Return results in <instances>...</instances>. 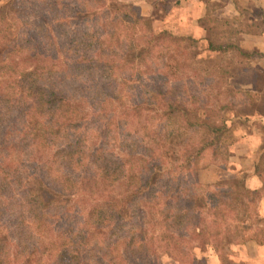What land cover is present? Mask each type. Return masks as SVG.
Listing matches in <instances>:
<instances>
[{
  "label": "trees",
  "instance_id": "trees-1",
  "mask_svg": "<svg viewBox=\"0 0 264 264\" xmlns=\"http://www.w3.org/2000/svg\"><path fill=\"white\" fill-rule=\"evenodd\" d=\"M91 2L0 0V26L8 27L0 32V88L8 90L0 89V264H39L47 256L49 264H91L90 248L97 264H112L100 240L115 247L119 261L113 264H162V229L185 244L184 255L169 252L179 264H211V256L219 264H241L239 248L264 244L261 164L253 169L261 190L246 179L204 190L197 173L206 152L211 162L202 167L225 168L229 161L234 137L226 113L236 104L226 59L231 52L251 59L255 51L222 29L218 42L209 39L218 59H203L198 40L156 32L135 5ZM121 26L128 37L120 41ZM114 39L116 53L107 43ZM125 68L133 72L114 76ZM117 102L131 107L122 115L133 128L137 121L146 129L154 117L166 124L159 135L148 134L150 145L131 144L127 158L105 150L106 134L96 124L108 129L117 120L116 110L103 123L96 116ZM176 125L186 130L179 133ZM111 159L139 165L119 179L109 176ZM84 214L94 221L89 227ZM143 232L151 237L146 242ZM130 233L139 235L137 246ZM46 240L55 252L47 251ZM124 241H131L125 250ZM173 248L181 252L176 243Z\"/></svg>",
  "mask_w": 264,
  "mask_h": 264
},
{
  "label": "rangeland",
  "instance_id": "rangeland-1",
  "mask_svg": "<svg viewBox=\"0 0 264 264\" xmlns=\"http://www.w3.org/2000/svg\"><path fill=\"white\" fill-rule=\"evenodd\" d=\"M42 1V0H41ZM89 6L92 7L93 3L91 0H89ZM120 2H123L124 4H131L135 5L137 8V11H139L140 15L143 16V18L151 19L152 21V27L155 29L156 32L160 31H169L172 33L173 36H183V37H190L194 38L192 36H184V35H178L176 34L172 29H166L162 11H159V8L157 9V12L154 16H144L143 11L141 7L139 6V2H129L128 0H119ZM155 7H158L159 0H150ZM236 2V6L238 8V15L235 17H232L230 19H223V18H214L212 12L210 14V11H215V9L219 6L217 3H210L208 4L209 8V16H207L205 19L201 21V24L205 27L206 35L203 40H198L196 44V50L198 54L201 55V58L203 59H213L217 60L218 55L216 53H212L209 51V39H213L214 41L218 42V38L220 36L219 32L224 30H230L232 31L231 39L232 41L236 42L238 45L241 46L242 49H244L247 52H254L256 53L253 58L248 59L249 57H243L239 56L236 52H231L228 54V57L226 59L227 64H230V72H231V79H230V87L229 92L232 93L234 97V102L236 104L235 109L232 112H228L227 117L229 118L230 126L232 129V134L234 137V140L232 144L229 147V161L226 162V167L223 168V166H217V165H208L205 167H202L204 164H208L211 162V157L208 152H206L203 156L204 158L201 159V166L200 169H198V180L202 184L201 187H203L204 190H210L211 188L222 189L223 187H226L228 185H231L233 183H236L238 185H243V180L246 179L249 181L247 185L252 188L253 190H261L263 187L262 181L260 178L256 176L253 169L257 164H261L260 167L264 172V57H259L257 53L259 52V49L257 48V44L253 45L251 41H249V35H261L260 33L264 31V0H234ZM8 0H4V4H7ZM217 11V10H216ZM11 16V14H10ZM263 17V21L261 23H255L254 20L258 17ZM143 23V21H142ZM115 25V24H114ZM6 28L7 25H5ZM2 27L0 26V32L3 34ZM123 26L120 27V36L119 39H125L127 36L126 30L122 29ZM9 33V30H8ZM16 34L18 38H20V33L16 31ZM3 37V35H2ZM8 39V34L5 36ZM87 36L84 35L83 39H80V41L87 42L88 39ZM128 37V36H127ZM110 40V39H109ZM6 41L1 38V43H5ZM107 43L112 44L111 51L115 52L116 48H118V45L115 43V39L112 41H108ZM104 46L106 44L104 43ZM264 47V45H263ZM262 47V48H263ZM90 52V51H89ZM102 50L100 51V53ZM116 52H119L117 50ZM115 52V53H116ZM248 60H250L248 63ZM259 68V70H256V72L249 76L247 74V69L249 67ZM25 68L24 64H21L18 72H22V70ZM120 72H129L130 74L133 72L131 70H127L126 68L123 71H117L114 70V76L115 74H119ZM170 80H172V77H168ZM249 80L254 81L256 83V87L259 89L258 92H251L249 89H251V84H249ZM175 81H171L173 83ZM177 84H180L181 87L186 88L189 83H186L185 85L181 82H176ZM134 86H137V83L134 84ZM132 86L130 89H137V87ZM204 86V85H203ZM251 86V87H250ZM125 87V86H122ZM127 88V87H125ZM1 90H5V92H8L7 88H0ZM93 90V88H90ZM146 89L145 87L140 88ZM128 96H130V93H127ZM180 96H186L184 92H181ZM95 105V104H94ZM118 107L115 106V103H112L111 105L102 106L103 112L102 114H96V116L101 119L100 123H103L109 115L112 113L115 114V110L117 112V120L109 125V128H103L102 125H99V129L102 134H106V146L105 150L112 152V155L115 156L117 153H115V150H117L120 154H125L126 158L128 154L132 151L130 149V145L137 142L134 148H138L141 144L150 145L151 144V138L148 137V134H160V130L163 129V127L166 125L164 121L161 119L154 117L153 121L147 125L146 129L142 125V123L136 121L135 128H133V122L131 120L125 119V117L122 115L123 112H131V107H124L121 102H117ZM89 106L92 107V103H89ZM97 106V105H96ZM92 108H89V118L93 119L95 118V115L92 111ZM133 113V112H132ZM134 115V114H132ZM14 116V115H13ZM17 116V115H16ZM135 116V115H134ZM215 117L213 113L211 114V118H206L207 121L212 122L214 121ZM14 118L7 117V121L13 122ZM177 130L182 133L183 130H186L184 126L176 125ZM255 132V133H254ZM165 133V132H164ZM254 133V134H251ZM99 135V134H97ZM195 144L199 145V140H193ZM263 149V150H262ZM263 156V157H262ZM124 158V161L127 159ZM111 163V165L114 167L112 168V173L109 172V176H115V174L120 179L123 175L127 174V172L131 169V166H134V169H137L139 162L134 160L133 165H131L129 162L126 165H123L121 163H115L114 159ZM223 161L221 158L218 159V162ZM114 162V164H113ZM202 167V168H201ZM196 171V170H195ZM255 175V176H253ZM129 177V174L126 176ZM130 179V177H129ZM107 185H105L106 187ZM115 191V186L112 187ZM210 188V189H208ZM71 192H77V188H70ZM261 206V214L264 215V198L260 201ZM85 218L88 222V227L90 223H93L94 221L86 216L84 214ZM264 225V221L262 223ZM229 228H233V223H228ZM69 228V226L64 225V229ZM264 228V227H262ZM257 229V230H256ZM251 229V233L258 232L261 228ZM128 231V230H127ZM165 229L160 230V236L158 242V245H160L161 252H159V258L162 261V264H179L174 257H172L169 253L173 251L176 255L182 256L184 255L183 250H186L184 248L185 244L182 242L177 241L176 239H173V237L169 234V237L166 234ZM250 233V231H249ZM260 233V232H259ZM258 233V234H259ZM262 233V232H261ZM130 237H132V244L137 246V242L140 240L138 239L137 233H130ZM173 235V234H172ZM66 236V235H63ZM144 242L149 240L151 237L148 236V233L143 232L140 236ZM261 237L264 239V232L261 235ZM172 238V239H170ZM99 239H95L94 242L98 241ZM115 241V235L111 238V243ZM100 246L102 247V251L107 253L106 260H110V262L115 263V261H119L117 258H115V247L110 248V246L107 244L106 240L101 241ZM125 242V241H124ZM129 242H125V248L126 245H129ZM176 243L177 248L181 250L176 251L173 246ZM44 246L46 247L47 251L51 253L52 251L55 252V248L50 247L48 245V241L46 240L44 242ZM137 248V247H136ZM122 250V251H123ZM97 251V250H96ZM52 252V253H53ZM187 252V251H186ZM42 255V252H40ZM87 256L91 261V264H97L98 262H95L96 258L94 257V253H92V249L90 248L89 252H87ZM122 253V252H121ZM185 257L184 259H186ZM38 259V258H37ZM42 260V261H40ZM39 264H49V259L47 257H40L39 258ZM211 264H219L218 262H215L214 259L211 260ZM120 262L122 263V259H120ZM120 263V264H121ZM117 264V263H116Z\"/></svg>",
  "mask_w": 264,
  "mask_h": 264
},
{
  "label": "crops",
  "instance_id": "crops-1",
  "mask_svg": "<svg viewBox=\"0 0 264 264\" xmlns=\"http://www.w3.org/2000/svg\"><path fill=\"white\" fill-rule=\"evenodd\" d=\"M128 1L135 2V0ZM136 2H139L144 16H154L155 13H159L157 12L159 8V11L163 13L162 18L166 29H172L178 35L192 36L199 40H203L206 35L205 27L201 21L209 16V2L219 4L215 11H210V14L215 12L213 13L214 18L230 19L239 14L234 0H159L158 7H155L150 0H136ZM262 21V16L254 20L257 24ZM260 34L249 35L248 38L253 45L257 44L260 54L264 57V31ZM256 70L259 68L256 69L253 65L252 68L247 69V74L252 76ZM249 84L252 86L249 89L251 92L259 91L254 81L249 80ZM239 252L238 260H241V264H264V244L249 242L246 246L239 248ZM210 259H214L216 262L215 256H211Z\"/></svg>",
  "mask_w": 264,
  "mask_h": 264
}]
</instances>
